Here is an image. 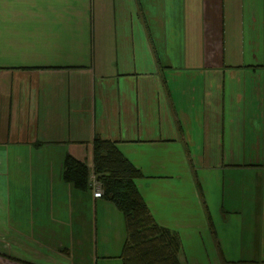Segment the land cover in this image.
<instances>
[{
    "label": "crops",
    "instance_id": "obj_1",
    "mask_svg": "<svg viewBox=\"0 0 264 264\" xmlns=\"http://www.w3.org/2000/svg\"><path fill=\"white\" fill-rule=\"evenodd\" d=\"M47 6L0 55V264H75L84 208L96 227L114 211L61 177L67 154L92 167L96 136L142 172L181 264H264V0Z\"/></svg>",
    "mask_w": 264,
    "mask_h": 264
},
{
    "label": "trees",
    "instance_id": "obj_2",
    "mask_svg": "<svg viewBox=\"0 0 264 264\" xmlns=\"http://www.w3.org/2000/svg\"><path fill=\"white\" fill-rule=\"evenodd\" d=\"M92 170L102 185L101 197L112 202L124 218L126 236L119 254L122 263L181 264L178 236L155 221L136 185L142 172L123 155L115 142L94 137ZM88 175L89 168L83 161L69 154L64 157L63 181L78 190H87Z\"/></svg>",
    "mask_w": 264,
    "mask_h": 264
},
{
    "label": "rangeland",
    "instance_id": "obj_3",
    "mask_svg": "<svg viewBox=\"0 0 264 264\" xmlns=\"http://www.w3.org/2000/svg\"><path fill=\"white\" fill-rule=\"evenodd\" d=\"M57 1L60 0H0V55L6 51L5 28L12 25L39 24L45 19L57 17L56 14L49 13V6H47L48 3ZM73 27V24H61L59 28H55L54 34L75 33L76 30ZM32 43L35 50L41 49L43 46L42 41ZM22 50L27 51V48ZM99 202L104 201L100 200ZM109 204L113 206L114 211L107 213V210L105 211L100 207L97 212V227L95 226V216L84 208V215L81 217L84 231L81 234H74L76 237H82L84 241L82 248L74 250L75 258L73 260L75 264H95V259H97L96 264H123L119 254L126 236L124 219L114 205L110 202ZM85 226L89 227V232L86 231ZM95 236L97 237V245L95 244ZM88 256L92 262H86ZM2 264H13V261L7 259Z\"/></svg>",
    "mask_w": 264,
    "mask_h": 264
},
{
    "label": "built area",
    "instance_id": "obj_4",
    "mask_svg": "<svg viewBox=\"0 0 264 264\" xmlns=\"http://www.w3.org/2000/svg\"><path fill=\"white\" fill-rule=\"evenodd\" d=\"M89 188L92 190L93 196L95 198H99L102 196L103 190L100 181L97 179L92 167L89 168L88 175Z\"/></svg>",
    "mask_w": 264,
    "mask_h": 264
}]
</instances>
